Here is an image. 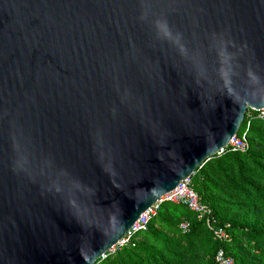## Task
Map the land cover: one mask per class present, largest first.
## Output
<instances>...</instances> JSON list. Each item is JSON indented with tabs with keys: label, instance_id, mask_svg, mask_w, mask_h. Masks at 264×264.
Here are the masks:
<instances>
[{
	"label": "water",
	"instance_id": "1",
	"mask_svg": "<svg viewBox=\"0 0 264 264\" xmlns=\"http://www.w3.org/2000/svg\"><path fill=\"white\" fill-rule=\"evenodd\" d=\"M264 109V0H0V264H96Z\"/></svg>",
	"mask_w": 264,
	"mask_h": 264
},
{
	"label": "trees",
	"instance_id": "2",
	"mask_svg": "<svg viewBox=\"0 0 264 264\" xmlns=\"http://www.w3.org/2000/svg\"><path fill=\"white\" fill-rule=\"evenodd\" d=\"M248 139L246 152L215 155L192 176L191 188L211 209L216 226L226 229L227 240H217L185 206L164 203L133 247L96 264H219V250L233 264H264L263 122L252 120ZM183 222L189 223L185 233L180 229Z\"/></svg>",
	"mask_w": 264,
	"mask_h": 264
},
{
	"label": "built area",
	"instance_id": "3",
	"mask_svg": "<svg viewBox=\"0 0 264 264\" xmlns=\"http://www.w3.org/2000/svg\"><path fill=\"white\" fill-rule=\"evenodd\" d=\"M253 112L257 115L254 116ZM256 118L264 123V109L260 111H254L248 109L245 115L244 123L245 128L243 132L237 134L228 142V144L217 152V156H221L225 153H244L249 147L248 130L251 126L252 120ZM193 176V175H192ZM192 176L182 179L176 188L170 193L161 197L152 206L146 209L139 218L134 222L127 233L118 241V243L101 259L103 260L107 255L113 254L122 248L134 246V239L138 234L146 231L150 221L157 215L160 207L164 203L179 204L185 206L187 210L192 212L196 218L200 221H204L206 227L212 232L213 236L219 241H225L228 239V233L225 228L217 227L216 220L212 216L211 209L200 202L198 195L191 188ZM180 229L183 233L189 229V223L183 222L180 225ZM215 261L219 264H233L232 259L225 257L224 252L219 250L215 256Z\"/></svg>",
	"mask_w": 264,
	"mask_h": 264
},
{
	"label": "rangeland",
	"instance_id": "4",
	"mask_svg": "<svg viewBox=\"0 0 264 264\" xmlns=\"http://www.w3.org/2000/svg\"><path fill=\"white\" fill-rule=\"evenodd\" d=\"M242 132H243V128H242V127H240V129H239L238 133H239V134H241Z\"/></svg>",
	"mask_w": 264,
	"mask_h": 264
}]
</instances>
